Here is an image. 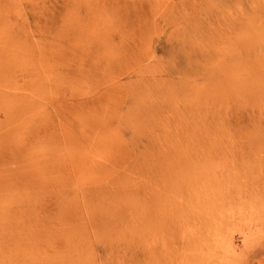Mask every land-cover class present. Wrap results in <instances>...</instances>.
<instances>
[{
  "label": "rangeland",
  "instance_id": "obj_1",
  "mask_svg": "<svg viewBox=\"0 0 264 264\" xmlns=\"http://www.w3.org/2000/svg\"><path fill=\"white\" fill-rule=\"evenodd\" d=\"M0 264H264V0H0Z\"/></svg>",
  "mask_w": 264,
  "mask_h": 264
},
{
  "label": "bare ground",
  "instance_id": "obj_2",
  "mask_svg": "<svg viewBox=\"0 0 264 264\" xmlns=\"http://www.w3.org/2000/svg\"><path fill=\"white\" fill-rule=\"evenodd\" d=\"M237 217V216H236ZM227 253L229 256H231V254L233 253V251L235 250V247H229V249H227Z\"/></svg>",
  "mask_w": 264,
  "mask_h": 264
}]
</instances>
